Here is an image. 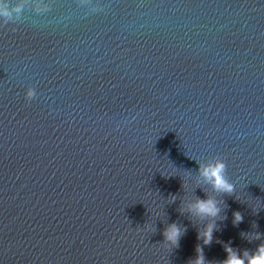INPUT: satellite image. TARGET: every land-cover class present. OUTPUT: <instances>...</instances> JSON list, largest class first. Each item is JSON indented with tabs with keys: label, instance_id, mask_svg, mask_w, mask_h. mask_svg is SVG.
Instances as JSON below:
<instances>
[{
	"label": "water",
	"instance_id": "95a60500",
	"mask_svg": "<svg viewBox=\"0 0 264 264\" xmlns=\"http://www.w3.org/2000/svg\"><path fill=\"white\" fill-rule=\"evenodd\" d=\"M16 4L0 16V264H195L198 248L224 264L229 246L248 264L264 244V0L0 9ZM217 157L231 195L201 175ZM209 198L214 217L195 207Z\"/></svg>",
	"mask_w": 264,
	"mask_h": 264
},
{
	"label": "clouds",
	"instance_id": "9594fccd",
	"mask_svg": "<svg viewBox=\"0 0 264 264\" xmlns=\"http://www.w3.org/2000/svg\"><path fill=\"white\" fill-rule=\"evenodd\" d=\"M24 7V4H16L14 7L8 9H0V16L5 18L6 23L14 19L18 20ZM36 96L37 92L35 88H29L27 90L26 99L31 101ZM226 173L227 164L219 157L213 159L211 163L201 165V175L205 177L210 183H212L215 191L231 195L235 191V186L229 181ZM195 207L199 214L210 215L214 217L219 213V208L216 206V201L212 198L207 200L198 199ZM234 215V223H238L243 219L239 212L235 213ZM212 228L213 226L209 225L208 230L204 234L205 243L211 242ZM164 235L166 241L176 243L179 238L180 231L175 225H172L170 229L165 231ZM197 251L198 257L195 261V264H204L203 250L198 248ZM226 251L228 252V259L224 261V264H244V259H242L237 252H234L230 246L226 248ZM243 256L247 259L248 264H264V244H261L255 253H250L246 250L243 253Z\"/></svg>",
	"mask_w": 264,
	"mask_h": 264
}]
</instances>
